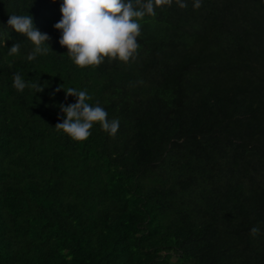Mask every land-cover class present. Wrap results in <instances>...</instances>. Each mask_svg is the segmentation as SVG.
Instances as JSON below:
<instances>
[{
    "label": "trees",
    "instance_id": "obj_1",
    "mask_svg": "<svg viewBox=\"0 0 264 264\" xmlns=\"http://www.w3.org/2000/svg\"><path fill=\"white\" fill-rule=\"evenodd\" d=\"M185 2L139 21L134 60L80 68L63 0H0V264H264V0ZM28 14L51 37L33 61L7 23ZM68 88L116 135L57 131Z\"/></svg>",
    "mask_w": 264,
    "mask_h": 264
},
{
    "label": "clouds",
    "instance_id": "obj_2",
    "mask_svg": "<svg viewBox=\"0 0 264 264\" xmlns=\"http://www.w3.org/2000/svg\"><path fill=\"white\" fill-rule=\"evenodd\" d=\"M172 3L173 0H63L62 18L54 28L61 33L59 44L67 48L68 57L77 67H98L105 59L128 63L136 58L140 47L137 42L141 34L139 21L145 15L154 16L156 7H170ZM175 3L182 9L187 7L185 0H175ZM200 7L201 0H193V8ZM7 23L34 45L27 55L28 61L35 60L38 55H47L51 50L48 43L51 37L34 26L31 15H10ZM20 47L19 42L13 43L8 54H18ZM13 87L19 92L26 87L34 89L35 93L44 90V85L26 82L19 73L13 74ZM61 88L57 87L55 91L59 92ZM64 91L65 99L72 96L76 102L59 105L63 115L58 117L62 122L54 127L57 131L62 130L72 140L82 142L91 135L93 125L99 123L110 136L116 135L119 120H109L107 111L98 103L95 106L89 104L87 101L92 97L86 90L68 88ZM259 231L253 227L250 234L256 236Z\"/></svg>",
    "mask_w": 264,
    "mask_h": 264
}]
</instances>
